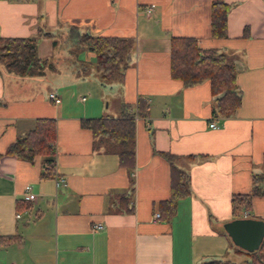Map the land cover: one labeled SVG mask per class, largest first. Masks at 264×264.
I'll list each match as a JSON object with an SVG mask.
<instances>
[{"label":"crops","instance_id":"crops-1","mask_svg":"<svg viewBox=\"0 0 264 264\" xmlns=\"http://www.w3.org/2000/svg\"><path fill=\"white\" fill-rule=\"evenodd\" d=\"M222 1L229 4L226 35L214 37L211 0H0V36L41 30L36 54L46 58L38 75L0 66V152L38 118L56 124L52 176H41L40 156L32 162L0 157V264H244L224 224L264 221V0ZM71 26L134 38L128 63L114 79L89 74L94 52L77 46ZM172 35L192 36L200 48L232 58L240 92L232 114L212 112L220 93L211 94L208 80L184 86L170 75ZM48 72L55 79L45 93L41 80ZM97 87L100 94L120 92L118 101L104 105L102 95L88 101L77 93ZM138 99L147 113L133 119L129 173L113 144L81 121L119 117L126 107L134 112ZM165 152L189 174V193L173 206L164 202L171 194ZM254 174L262 175L256 183ZM254 184L258 193L235 217L232 195L249 193ZM96 223L102 227L94 230Z\"/></svg>","mask_w":264,"mask_h":264},{"label":"trees","instance_id":"trees-1","mask_svg":"<svg viewBox=\"0 0 264 264\" xmlns=\"http://www.w3.org/2000/svg\"><path fill=\"white\" fill-rule=\"evenodd\" d=\"M229 4L222 0H211L210 30L214 37L226 35V16ZM75 43L78 47H89L94 52V65L102 82L110 81L127 65L135 46L132 37L98 36L88 32L80 33L74 26ZM41 30L34 36L3 37L0 36V66L16 75H38L43 73L46 58L36 54V45ZM44 32V31H43ZM42 32V33H43ZM44 34V33H43ZM170 75L182 81L184 86L208 80L212 95L216 98L212 112L229 116L240 104V92L235 81V67L232 58L216 48H200L192 36L172 35L169 51ZM147 106L138 99L136 109L130 112L127 107L119 117L100 116L84 118L82 126L91 129L93 135L103 138L115 147L119 164L132 172L134 168V116L145 115ZM56 124L52 118H38L34 128L18 135L1 156H14L32 162L41 157V176H52L54 173V143ZM170 164L171 194L164 201L173 206L176 199L189 193V174L175 165L174 154L163 153ZM262 175L254 174L253 182ZM132 183V179L130 180ZM258 193L254 184L249 193H235L231 204L235 217H240L239 209H247L251 196ZM21 202L18 200V207ZM264 237L260 246L252 251L238 246L239 252L246 256L244 264H264Z\"/></svg>","mask_w":264,"mask_h":264},{"label":"water","instance_id":"water-1","mask_svg":"<svg viewBox=\"0 0 264 264\" xmlns=\"http://www.w3.org/2000/svg\"><path fill=\"white\" fill-rule=\"evenodd\" d=\"M232 242L248 251L257 249L264 237V221L254 218H234L224 224Z\"/></svg>","mask_w":264,"mask_h":264},{"label":"rangeland","instance_id":"rangeland-1","mask_svg":"<svg viewBox=\"0 0 264 264\" xmlns=\"http://www.w3.org/2000/svg\"><path fill=\"white\" fill-rule=\"evenodd\" d=\"M84 53V55L85 54H87L86 52L87 51H83ZM66 54L68 55V52H67V50H66ZM86 56V55H85ZM79 57L81 58L82 57V55H79ZM90 60H87V61H89L92 65L94 64V57L92 56L91 58H89ZM94 66V65H93ZM94 72H97V70L95 69V67H94V71L93 70H91V71H89V74H93V76H96V75H94ZM97 77V76H96ZM58 78H64V75H63V73H61V75H58L57 77H56V79H58ZM55 79V77H54V75L52 74V73H50V72H48L47 73V75L41 80V88H42V90H44L45 91V93H47L48 92V84L50 85V83L51 84H53L52 82H53V80ZM98 80V79H97ZM99 81V80H98ZM98 81H97V83H98ZM91 82H93L92 81V79H91ZM94 83V82H93ZM98 86V85H97ZM66 90V93H68L70 90L68 89V88H66L65 89ZM95 90V89H94ZM100 91H101V89L99 88V87H97V89L93 92V93H90V92H85V91H78L77 90V93H80L81 95L82 94H85L86 95V97H87V100L89 101V100H91L92 99V97H95V96H98V97H100V95H102V100H100V101H102V103L105 105V103L107 102V101H110V104L112 105V104H114L115 102H117L118 101V96L120 95V92H118V94L119 95H111L110 93H108V94H104V93H102V94H100ZM73 95L74 96H76L77 94H76V92H73Z\"/></svg>","mask_w":264,"mask_h":264},{"label":"built area","instance_id":"built-area-1","mask_svg":"<svg viewBox=\"0 0 264 264\" xmlns=\"http://www.w3.org/2000/svg\"><path fill=\"white\" fill-rule=\"evenodd\" d=\"M147 10H149V9H147ZM49 99H51L53 102H56V103L59 102V98L56 96V94L54 92L49 93ZM81 99L82 100L85 99V95H82ZM209 125L211 127H217V125L214 122H210ZM59 182H64V179L62 177H60ZM26 195H27V198H30V199L33 198L32 193L29 191V187L26 189ZM16 215L18 216L19 214H16ZM158 215H159L158 213L155 214V216H158ZM101 227H102V225L100 223H96L93 225L94 230L101 228Z\"/></svg>","mask_w":264,"mask_h":264}]
</instances>
